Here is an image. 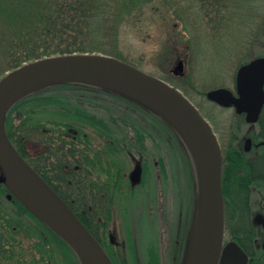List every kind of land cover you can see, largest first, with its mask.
<instances>
[{"label": "trees", "instance_id": "obj_1", "mask_svg": "<svg viewBox=\"0 0 264 264\" xmlns=\"http://www.w3.org/2000/svg\"><path fill=\"white\" fill-rule=\"evenodd\" d=\"M157 2L159 0H0V78L39 58L93 52L85 42L96 20L102 24L125 13L137 12L140 15L147 4H152L153 8L156 6L158 10ZM164 9L166 13L169 10L166 4ZM82 90L95 96L91 104L97 102L110 111L112 115L108 122L76 102ZM98 98L102 100H96ZM50 105L62 119L45 120ZM121 111L120 117L113 116ZM84 121L92 126L91 131L83 126ZM132 124L137 127V134L134 139H127L122 136V130ZM6 125L19 151L68 202L107 248L113 260L121 264L127 256L115 258L111 252L112 212L90 210L89 205L95 208V204L89 201L97 199L98 193L107 192L110 204L112 198L109 196L118 179L131 185L123 164L127 160L132 163L135 142L145 146L146 139L151 137L159 145L163 133L164 139L181 146L175 128L159 113L129 96L77 82H57L26 94L11 108ZM68 127H76L80 133L67 138L65 130ZM36 142L42 145L39 154L32 152ZM188 158L197 199V178L193 162L190 156ZM106 162H114V166L104 169L102 166ZM93 163H99V170L94 169ZM67 164L77 166V169L68 172ZM145 166H151L150 159ZM49 172H53L55 177ZM9 192L5 184H0V264H82L62 236L16 196L9 198ZM152 250L156 251L151 253L152 264H162L158 242ZM187 253L188 245L180 264H184Z\"/></svg>", "mask_w": 264, "mask_h": 264}, {"label": "rangeland", "instance_id": "obj_2", "mask_svg": "<svg viewBox=\"0 0 264 264\" xmlns=\"http://www.w3.org/2000/svg\"><path fill=\"white\" fill-rule=\"evenodd\" d=\"M156 4L158 10L147 4L140 15L125 13L102 24L96 20L85 44L93 52L120 56L150 74L169 79L217 124L218 130H223L221 125L227 113L207 94L221 87L234 89L241 64L261 49L264 0H159ZM165 4L169 9L167 13ZM179 58L185 63L183 75L173 72ZM85 91L78 94L76 102L108 122L110 111L97 102L91 104L95 96ZM100 98L96 100H102ZM48 109L45 120L62 119L51 105ZM122 112L113 116L120 117ZM86 123L84 121L83 126L91 131L92 126ZM140 126L143 127L141 123ZM122 132L123 137L134 139L137 127L132 124ZM159 140V145L151 137L146 139L145 146L135 142L134 158L130 157L132 163L124 161L123 170L129 177L137 162L146 163L150 159L151 166H145L142 184L131 187L118 179L109 196L114 202L117 199L110 229H116V243H123L127 258L121 264H152L151 253L156 251L151 252V249L159 239L169 238L168 235L166 239L161 237L165 216L175 221L189 194L187 146L167 141L163 133ZM113 163L106 162L102 167L114 166ZM103 199L108 205L107 194L89 202L97 205ZM161 262L167 263L166 259Z\"/></svg>", "mask_w": 264, "mask_h": 264}, {"label": "water", "instance_id": "obj_3", "mask_svg": "<svg viewBox=\"0 0 264 264\" xmlns=\"http://www.w3.org/2000/svg\"><path fill=\"white\" fill-rule=\"evenodd\" d=\"M180 58L173 69L183 75ZM57 82H77L117 91L166 118L179 134L197 170L199 203L196 228L186 264H233L235 244L223 249V155L218 138L201 110L176 85L147 73L134 64L100 52L62 53L24 63L0 79V184L62 236L82 264H114L104 247L63 197L28 162L7 132L13 105L26 94ZM264 59L243 65L237 74L236 97L228 88H217L208 97L220 104H235L255 118L264 102ZM138 163L130 172L133 184L142 180ZM222 251L223 256L222 255Z\"/></svg>", "mask_w": 264, "mask_h": 264}, {"label": "flooded vegetation", "instance_id": "obj_4", "mask_svg": "<svg viewBox=\"0 0 264 264\" xmlns=\"http://www.w3.org/2000/svg\"><path fill=\"white\" fill-rule=\"evenodd\" d=\"M262 42L259 52L242 63L240 67L255 59H264V40ZM235 82V87L231 90L236 97H239L237 75ZM85 89L95 90L89 87ZM212 102L222 107L221 110L227 113L221 125L223 130H218L217 124L207 118L217 135L223 155L224 237L222 250L224 251L230 244H235L241 252L231 254L235 258L233 264H264V102L253 119L249 117L247 110H240L235 104L223 105L216 101ZM79 133L80 129L76 127H68L65 130L67 138L76 137ZM41 149L42 145L36 142L32 152L39 154ZM142 165L144 172L145 163L142 162ZM93 167L99 170L98 164L93 163ZM65 168L71 172L77 169V166L71 167L67 164ZM49 174L55 177L53 172ZM187 191L189 194L186 196L185 205L181 207L183 211H179L176 220L171 221L167 215L165 216L161 237L166 239L168 235L169 238L166 241L159 239L158 254L162 260L166 259V264H180L188 242L192 240L195 232L197 206L194 195L196 190L193 187L190 173ZM105 194L108 193H98L97 199L103 198ZM116 201L112 200L111 205H107L103 199L95 205V208L89 205V209L113 212V208H116ZM166 227H169V230ZM109 240L112 245L111 252L115 258L126 256L125 251L122 250L124 249L123 243H116V229L109 232ZM105 249L109 253L107 248ZM109 255L111 256L110 253ZM113 261L117 264L115 260Z\"/></svg>", "mask_w": 264, "mask_h": 264}]
</instances>
